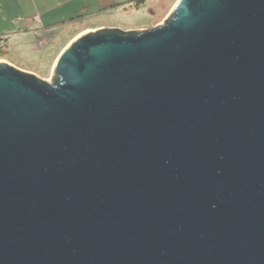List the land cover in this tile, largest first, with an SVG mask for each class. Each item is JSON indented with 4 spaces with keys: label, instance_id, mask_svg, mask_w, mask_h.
I'll return each instance as SVG.
<instances>
[{
    "label": "water",
    "instance_id": "obj_1",
    "mask_svg": "<svg viewBox=\"0 0 264 264\" xmlns=\"http://www.w3.org/2000/svg\"><path fill=\"white\" fill-rule=\"evenodd\" d=\"M0 264H264V0L0 62Z\"/></svg>",
    "mask_w": 264,
    "mask_h": 264
},
{
    "label": "rangeland",
    "instance_id": "obj_2",
    "mask_svg": "<svg viewBox=\"0 0 264 264\" xmlns=\"http://www.w3.org/2000/svg\"><path fill=\"white\" fill-rule=\"evenodd\" d=\"M180 0H0V62L52 80L61 54L95 26L151 30L164 24ZM75 12V13H74ZM82 13L76 26H49ZM39 15L42 22L35 18ZM64 21V20H63ZM49 26V27H48Z\"/></svg>",
    "mask_w": 264,
    "mask_h": 264
},
{
    "label": "flooded vegetation",
    "instance_id": "obj_3",
    "mask_svg": "<svg viewBox=\"0 0 264 264\" xmlns=\"http://www.w3.org/2000/svg\"><path fill=\"white\" fill-rule=\"evenodd\" d=\"M81 19H83V17L80 16V14H79L78 16L61 19L60 20L61 22H59V23L54 22L52 24H49V26H54V25H58L59 26V25H61V27L63 26L64 28H66V29L68 28L69 29V27H73V26H76L78 24H82L83 22L82 23H79V21ZM105 30H118V31H122L124 33L137 32L138 31V30H136V31H134V30L128 31V30H126V29H124L122 27L121 28H119V27L117 28L116 26H105L104 25V26H95V27L91 28L90 31H87L84 34L92 33V32H98V31H105ZM84 34H79V35L82 36Z\"/></svg>",
    "mask_w": 264,
    "mask_h": 264
},
{
    "label": "crops",
    "instance_id": "obj_4",
    "mask_svg": "<svg viewBox=\"0 0 264 264\" xmlns=\"http://www.w3.org/2000/svg\"><path fill=\"white\" fill-rule=\"evenodd\" d=\"M74 13H75V12H74ZM74 13H73V14H74ZM73 14H72V15H73ZM35 18L38 19V20L41 22V24L44 25V23L42 22L41 17H40L39 15H34V16H32V18H29L28 20H29V22L32 23V21H34ZM66 18H68V17H66Z\"/></svg>",
    "mask_w": 264,
    "mask_h": 264
},
{
    "label": "trees",
    "instance_id": "obj_5",
    "mask_svg": "<svg viewBox=\"0 0 264 264\" xmlns=\"http://www.w3.org/2000/svg\"><path fill=\"white\" fill-rule=\"evenodd\" d=\"M80 14V16L82 15L81 13H79ZM78 14V15H79ZM78 15H76V16H78ZM71 17H74V14L71 16ZM4 39H3V37H0V43L3 41ZM0 50H2V48H0Z\"/></svg>",
    "mask_w": 264,
    "mask_h": 264
}]
</instances>
